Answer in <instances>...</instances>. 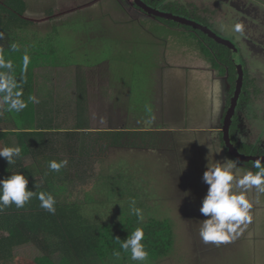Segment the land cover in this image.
Segmentation results:
<instances>
[{
    "label": "rangeland",
    "instance_id": "obj_1",
    "mask_svg": "<svg viewBox=\"0 0 264 264\" xmlns=\"http://www.w3.org/2000/svg\"><path fill=\"white\" fill-rule=\"evenodd\" d=\"M173 1L179 4L178 0ZM180 1L190 8H196L194 4H198L205 17L214 16L210 18L212 22L215 18L220 21L215 24L220 32H215L230 40L235 38L231 32V25L223 22V13L234 8L229 4L233 3L232 0ZM239 1V7L243 9L247 1ZM248 1L253 5L259 2ZM21 3L25 4L26 8L25 20L32 25L17 24L18 31L27 30L29 33L26 35L39 34L44 38L41 41L49 43L52 49L39 54V71L41 70L39 87L53 88V94L59 92L60 96L67 95L63 100L68 101L77 93L78 83L81 80L86 81L87 115L89 118L92 116L93 128L117 131L128 125L131 127L127 128L128 131H137L140 128H147L146 125L158 127L165 122L166 116L164 120L160 119L161 112L157 118H148L149 116L143 113L150 95L152 92L154 94V89L152 90L151 86L152 70L149 69L152 50L145 35L149 31L140 30L137 26L141 23L138 11L133 10L122 0H21ZM206 7L209 9H205ZM154 25L148 23L147 29L152 30ZM26 35L19 37L20 49L31 46L33 50H38V47L31 45ZM259 39L263 41L261 46H264V35H259ZM154 44L158 47L164 45L157 40ZM252 46L262 48L257 47V41H254ZM195 50L198 51V48ZM251 51L253 53L252 49ZM165 53H168L171 59L172 70L170 71L165 58H159L157 63L162 74L182 82L188 90V94L182 95V98L188 100L191 90L188 82L184 85L185 68L179 65L180 63L174 64L172 57L175 53L170 45L166 46ZM247 57L248 77L252 84L248 85L247 95L250 104L245 108V112L255 119L253 124L258 128L264 123V96L259 94L256 83L259 81L262 85L264 81L258 78L259 65L250 63L251 57ZM190 66L195 73L200 72L195 65ZM201 74L202 71L199 75ZM178 89L177 94H165V103L168 102L171 108L174 106L169 119L184 120L183 124L171 128L181 126L190 130L194 128V132L169 133L166 137L141 136L140 133L132 138L130 136L131 146L122 145L108 150L104 168L108 167L109 171L106 174L115 176V180L110 177V180L93 182L79 178L71 183L66 182L65 187L58 193L59 197L66 203L76 199L78 193L86 188L79 196V200L83 201L87 192H90L86 196L83 210L86 214L93 215L92 223H101L103 227L119 224L123 219L128 221L138 219L130 211V201L133 199L136 202L135 206L142 210L143 220L138 219L142 226L154 221L168 222L174 234L171 252L160 260H152L148 256L142 264H264V193H258L255 188L247 193V197L253 203L250 210L253 219L250 224L241 226L243 231L239 236L226 243L205 244L199 235L202 219L199 220L192 209L197 201L204 199L208 191L207 184H204L205 188L201 187L206 165L208 161L215 164L231 160L227 153L219 152L218 148L222 147L212 139L214 136L209 134L212 127L210 121L205 125L194 123L192 127L189 111L185 112V116L181 113L180 108L184 110L185 103L182 101L180 105L176 97L180 92L187 91L180 87ZM39 90L41 92L38 91L37 97L41 99L46 91L40 88ZM210 90L214 100H210L211 106L214 104L215 107H221L226 98L224 90L219 89V83L214 86V91L211 86ZM118 97L119 100H116ZM113 98L114 100L108 103V99ZM103 99H106V103ZM53 100H56V97H53ZM62 104L71 108V104L67 102ZM194 104L196 107L199 106L198 101ZM201 104L203 105V100ZM11 117L7 116L5 120ZM17 123L20 124L19 121ZM166 125L172 126L169 123ZM252 137L256 138V135ZM261 141L264 142V138ZM11 142L14 146L17 145L15 139L11 138ZM255 142L256 139L252 143ZM124 143L126 144V141ZM199 144L203 145L197 148ZM30 161L32 160L28 157L24 159L29 165ZM198 161L203 173L196 178L197 181L192 177L196 183L192 185L190 181L192 171L189 170L197 167ZM238 168L241 176L251 170L241 165H238ZM93 174L96 175V172ZM69 193L73 195L69 196ZM91 194L95 198H92ZM102 201L106 208H103ZM12 254L15 258L33 260L40 257L42 252L34 243H30L15 248ZM55 260L59 261L58 258ZM125 261L127 264H141L133 261L131 257L128 260L110 258L97 264L110 262L123 264ZM15 263V259L12 258L9 264Z\"/></svg>",
    "mask_w": 264,
    "mask_h": 264
},
{
    "label": "trees",
    "instance_id": "obj_2",
    "mask_svg": "<svg viewBox=\"0 0 264 264\" xmlns=\"http://www.w3.org/2000/svg\"><path fill=\"white\" fill-rule=\"evenodd\" d=\"M146 1L148 0H143ZM25 11V4L21 0H0V113L11 115L8 121L13 123L12 128H0V148L13 146L8 137H15L17 146L22 148L21 158L14 165H8L4 158H0V179L15 172L23 173L29 179L30 190L45 191L53 195L56 211L52 214L41 208L40 201L35 196L22 208L12 204L0 210V264H9L12 258L15 259V264H97L110 258L128 260L131 253L123 250L120 242L127 239L136 228L143 229L142 243L152 260L168 256L174 245L172 226L168 222L154 221L142 226L138 219H123L119 224L103 227L101 223H92L93 215L86 214L83 210L86 196L90 192L83 197V201L79 200V196L86 188L69 203L63 202L59 197L58 193L66 182L71 183L79 178L93 182L110 177L115 180V176L106 174L108 167L104 168L108 150L122 145L131 146L132 136L139 134L129 132L131 127L128 125L119 132L102 128L93 130L92 116L89 118L87 115L88 89L84 80L78 83L77 93L68 101L63 100L67 95L60 96L59 92L53 94V88L39 87L40 74H36L40 66L39 54L52 49L49 43L41 41L44 38L39 34L26 35L29 33L27 30H20L24 34L18 31L17 24L32 25L22 17ZM24 35L32 46L39 49L33 50L31 46L20 49L19 37ZM210 42L215 54L212 55L211 50L200 41L203 51L214 56L216 62H226L229 51L216 41ZM25 56L28 57L27 66ZM8 64L11 67H7ZM39 88L46 91L41 99L37 97L41 92ZM17 92L20 93L18 97ZM12 100H19L26 107L20 111L9 110ZM105 101L106 99L103 102ZM63 102L71 104V108L62 104ZM6 121L1 116L0 127ZM26 157L32 160L30 165L24 162ZM246 159L252 167L258 158L249 156ZM52 160H67L68 164L59 172H54L48 168V163ZM35 182H42V186L35 189ZM92 198L95 197L92 195ZM101 204L103 208L106 206L104 201ZM30 243L40 248V257L33 260L14 257L12 251L15 248ZM126 262L123 264H127Z\"/></svg>",
    "mask_w": 264,
    "mask_h": 264
},
{
    "label": "flooded vegetation",
    "instance_id": "obj_3",
    "mask_svg": "<svg viewBox=\"0 0 264 264\" xmlns=\"http://www.w3.org/2000/svg\"><path fill=\"white\" fill-rule=\"evenodd\" d=\"M122 1L126 2L129 7L131 6L133 10L139 12L141 16V23H138L137 26H139L140 30L146 29L149 31L145 35L150 41L149 44L152 50L149 69L152 70L151 86L152 90L154 89V94L152 92V95H150L146 110L143 111L144 115H148V118H157L158 115L160 116L161 112L162 116L160 119L162 118V120H164L165 116L170 117L174 106L171 108V105L168 102L167 104L165 103V94L179 93L178 87H180L183 91H187L185 93L180 92V95L176 97L180 105L182 101L185 103V109L183 110L180 108L181 113L185 116V112L188 110L190 117H195L198 114H205L207 108L215 107L214 104L212 106L210 104V100L214 101L210 86L214 91V86L219 83V89L221 88L222 91L224 90L226 98L221 107L218 106L215 113H213L210 124L212 126L210 130L211 133L209 134L214 136L212 139L217 141L219 146L222 147L218 148L219 152H222L223 154L227 153V157H229L231 161H238V165L247 167L255 172L256 169L251 167V163L247 162L245 157H264V142L261 141L262 138H264V123L259 126V131V127L256 128V125L253 124L255 119L253 117H249V115L245 112V108L250 104V98L247 95L248 85L252 84L248 77L247 56L251 57L250 63L259 65V72L257 71L259 75L258 78H261L264 81V46H261L263 41L259 39V35H264V0H259V2L254 5L250 4L252 2L246 0L247 3L245 4V7H242L243 9L239 7V0H232L233 3L229 2L230 7L233 6L234 8H230L228 11L223 13V22L231 25V32L235 35L233 40L217 33L220 31H218L215 24L220 21L215 18V21L212 22L210 18H214V16L209 18L205 17L203 15L204 13L199 9L200 6L198 4H194L196 8H190L189 6L183 4L180 0H178L179 4L175 3L173 0H148L146 2L141 0L151 9L173 15L186 21V23H180L146 12L134 0ZM205 9L209 8L206 7ZM207 16L209 15L207 14ZM148 23L155 24L152 30L147 29ZM189 23L199 25L217 37L233 43L238 51L237 54L239 55V61L242 66L241 68L244 72V80L240 89V65H238L235 61L233 50L229 46L211 37L210 34L197 29ZM237 23L243 25L242 32H236L234 30V26ZM161 29H163V31ZM156 40L164 45L161 47L155 46L154 41ZM211 40L220 43V45L227 49V52L229 51L226 62H221L219 60L217 62L215 61L216 58L212 55H214L216 51L211 47ZM200 41H202L204 45L212 51H210L211 54L213 53L212 55L203 51ZM254 41H257V47L262 48L258 49L254 47L255 45L252 46ZM169 45L173 53H175L174 57H172L173 61H175L174 64L180 63L179 65L185 68L186 73L184 85L188 82L191 90L188 100L182 98V95L188 94L187 87L185 88L182 85V82L178 80L167 78L166 74H162L160 65L157 63L159 58H165L170 71L172 70L170 66L171 59L168 53H165L166 46ZM195 48H198V51H196ZM251 49L253 50V53ZM193 55L198 56L195 57ZM190 65H195L194 67H196V69L200 72L202 71L203 74L199 75L200 72L195 73ZM256 84L259 87V94L261 93V96L263 97L264 84L261 85L259 81H257ZM108 93H110V91H108ZM116 100L119 99L116 98ZM202 100L204 106L201 104ZM196 101L199 102L198 107L194 104ZM174 113H176V111ZM151 122L154 121L151 120ZM145 127L147 128H140V130L137 131L130 130V132L136 134L140 133L144 136L160 135L162 137L168 136L169 133H178L171 128V126L166 125V121H163V123L158 127L147 125ZM195 132L197 133V131ZM181 133L187 132L183 131ZM253 135H256V138H253ZM250 138L251 141H249ZM255 139L256 142L252 143ZM202 202L203 199L201 201H197L192 209L194 210L196 217H198L199 220L202 219L201 223H203L204 219H207V217L202 215L199 211L202 206Z\"/></svg>",
    "mask_w": 264,
    "mask_h": 264
},
{
    "label": "clouds",
    "instance_id": "obj_4",
    "mask_svg": "<svg viewBox=\"0 0 264 264\" xmlns=\"http://www.w3.org/2000/svg\"><path fill=\"white\" fill-rule=\"evenodd\" d=\"M24 19V15L22 16ZM236 32L243 31V25L235 24ZM25 66L28 63V57H24ZM11 67L10 64L6 65ZM4 87H7L5 85ZM10 91V89H9ZM19 92L16 93L18 97ZM26 105L19 100H12L9 110L20 111ZM121 130H118V132ZM130 132V130H129ZM22 148L20 146H6L0 148V158H4L8 165L16 164L21 158ZM238 161H225L206 165V171L203 173V182L207 184L208 191L203 199L199 211L202 215L208 217L204 219L199 235L205 244L208 243H226L241 234L242 225L252 222L250 210L253 203L247 197V193L255 188L258 193H264V158H258L252 167L257 171L248 170L244 175L239 174ZM67 160H52L48 163L50 171L59 172L61 168L66 167ZM29 179L20 172L12 173L9 177L0 179V210L15 204L17 208H22L34 196L40 201V207L46 211L55 214L56 200L50 193L45 191H33L28 188ZM42 186V182H35V189ZM135 200L130 201V211L139 220H143L142 210L135 206ZM144 232L142 228H136L127 239H124L121 248L130 251L133 261L144 262L148 257L145 245L142 243Z\"/></svg>",
    "mask_w": 264,
    "mask_h": 264
},
{
    "label": "water",
    "instance_id": "obj_5",
    "mask_svg": "<svg viewBox=\"0 0 264 264\" xmlns=\"http://www.w3.org/2000/svg\"><path fill=\"white\" fill-rule=\"evenodd\" d=\"M134 1L137 2L138 5H139L144 11H146V12H148V13L155 14V15H157L158 17H162V18H165V19L174 20V21H176V22L186 23L185 20L179 19V18H177V17H175V16H173V15L165 14V13H162V12H160V11H157V10L151 9L150 7H148L147 5H145L141 0H134ZM24 18H25V17H24ZM25 19H26V18H25ZM28 20H29V19H28ZM189 24L192 25V26H195L197 29L202 30L203 32H206V33L210 34L211 37H213V38L216 39L217 41H219V42H221V43H223V44L229 46V47L233 50V52H234V56H235V61H236V63H237L238 65H240V66H239L240 73H241L240 81H239V89H240L241 86H242V82H243V80H244V72H243V70H242V68H241L242 66H241L240 61H239V55L237 54L238 51H237V49L235 48V46L233 45V43L230 42V41H227V40H224V39H222V38L217 37L216 35H214L213 33H210V32L207 31L205 28H203V27H201V26H199V25H195V24H192V23H189ZM216 108H217V107H214V108H210V107H209V108H207V111H206L205 114H198V115L195 116V117H194V116H191V117H190V119H191L190 122L192 123V127H193V124H194V123H197V124H199V125H200V124L205 125V124H208V121H210V124H211V120H212V117H213V113H215ZM165 121H166V123H169L170 125H172L171 127L179 126V125H181V124L184 123V120H179V121L171 120V119H169V117H167V116H166ZM173 129H174L175 131H177L178 133H181V132H183V131H194V128H191V130H190V129L182 128V126H181V127H178V128H173ZM201 145H203V144H199V145H197V148H199ZM197 163H198L197 167H195V168L189 170V171H192V173H191V178H190V181L192 182V185H195V184H196V183L193 182L192 177L196 180V178H198V176H199L201 173H203V172H202V169H201V167H200L199 161H198ZM196 181H197V180H196ZM204 184H205V183L202 182V186H201V187L205 188ZM201 187H200V188H201Z\"/></svg>",
    "mask_w": 264,
    "mask_h": 264
},
{
    "label": "crops",
    "instance_id": "obj_6",
    "mask_svg": "<svg viewBox=\"0 0 264 264\" xmlns=\"http://www.w3.org/2000/svg\"><path fill=\"white\" fill-rule=\"evenodd\" d=\"M43 70H44V68H43ZM39 69L36 71V74L37 75H39ZM105 95H103V97H104ZM118 99H119V97H118ZM104 100V99H103ZM111 100H114V98L113 99H108V103H110L111 102ZM106 103V102H105ZM2 116V118H4V119H7V116H9V115H6V113L4 114L3 113V115L0 113V117ZM3 124V126H1L0 128L1 129H5L6 127H10V128H12V126H13V123L12 122H10V121H6V122H4V123H2ZM6 126V127H5ZM105 126V125H104ZM93 130H95V128H93ZM96 131V130H95ZM11 138H13V139H15V142L17 143V140H16V138L15 137H8V139H9V141L11 142ZM12 143V142H11ZM12 145H13V143H12ZM14 146V145H13ZM17 146V145H16Z\"/></svg>",
    "mask_w": 264,
    "mask_h": 264
}]
</instances>
